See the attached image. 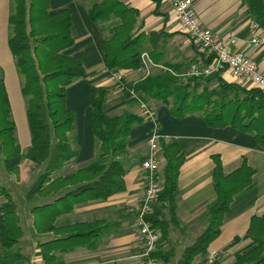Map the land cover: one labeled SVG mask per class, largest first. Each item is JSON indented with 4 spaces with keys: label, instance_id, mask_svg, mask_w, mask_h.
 Listing matches in <instances>:
<instances>
[{
    "label": "trees",
    "instance_id": "1",
    "mask_svg": "<svg viewBox=\"0 0 264 264\" xmlns=\"http://www.w3.org/2000/svg\"><path fill=\"white\" fill-rule=\"evenodd\" d=\"M8 48L15 59L18 74L23 78L20 93L25 99V115L30 132V146L22 153L11 119L10 102L3 75L0 72V152L5 170L19 179L20 165L27 160L45 165L27 192V198L49 199L31 209L33 228L38 235L53 234L37 244L43 264H62L56 253L76 248L94 249L104 234L101 221L56 226L59 217L73 212L78 205L105 200L124 190V168L117 160L125 154L131 128L145 118L124 112L109 116L104 111L110 89L100 87L89 102L92 114V134L99 145L94 161L73 174L53 177L56 171L72 162L77 151L69 142L74 128V115L66 107V88L75 80L87 77L82 63L65 54L73 44L70 10L49 12V0H11ZM88 19L107 32L101 43L104 66L111 73L141 68L140 55L146 52L154 62L163 59L161 41L164 31L142 32L138 26L139 13L121 0H82ZM255 23L264 28V0H244ZM158 14V11H154ZM115 22H112L114 21ZM106 30V31H105ZM201 67L209 66L214 57L198 53ZM174 71L176 66L163 63ZM179 80L160 72L127 84L142 100H154L168 106L172 116L181 119L198 114L206 126L213 129L231 127L252 134L264 149V91L246 90L226 82L220 71L213 78L185 77ZM216 83L209 89L208 83ZM170 99H173L170 103ZM165 164L162 168L163 191L158 198L166 203L167 217H148L163 240L169 228L177 225L175 199L179 168L183 163L181 146L161 144ZM110 158V160H108ZM213 187L215 200L210 205L209 222L205 231L188 246L177 264H192L197 256L219 236L224 214L229 205L251 181L253 169L244 161L234 172L225 175L218 156L213 157ZM0 264H30V258L18 248L23 236L16 205L0 184ZM249 245L237 252L231 264H264V216L254 218L246 233ZM173 250L156 253L162 263H168Z\"/></svg>",
    "mask_w": 264,
    "mask_h": 264
},
{
    "label": "crops",
    "instance_id": "2",
    "mask_svg": "<svg viewBox=\"0 0 264 264\" xmlns=\"http://www.w3.org/2000/svg\"><path fill=\"white\" fill-rule=\"evenodd\" d=\"M121 1L138 11V26L142 32L164 31L168 36L176 33L160 42L167 64L172 60L178 64L171 65L178 69L184 62L198 65L199 55H196V49L189 38L181 32L180 24L167 0ZM191 1L193 11L204 28L223 40L235 38L233 49L246 53L257 64L259 71L264 72V46L250 43L255 35L252 29L255 22L244 0ZM49 5L50 13L70 10L74 44L65 54L78 59L87 74L86 78L75 80L66 88V107L74 115V131L69 136H72L74 149L77 151L71 167H85L94 161L99 152L98 143L92 134V114L88 107L97 89H110L104 104V111L109 116L120 115L117 112L122 110V114L128 112L138 115L137 103L127 92L118 90L113 73L105 68L101 51L105 34L88 19L86 9L77 0H49ZM11 9V0H0V28L7 25L10 28L8 20ZM154 11H158V14ZM220 75L228 83L236 81L225 70ZM141 78L143 76L137 79ZM123 81L127 85L132 80L125 76ZM7 95L10 102L8 91ZM144 101L155 110V119H144L129 132L125 154L118 159L125 171L124 190L105 200L78 205L72 213L59 217L55 224L64 226L76 222L101 221L105 223L104 234L94 249L76 248L69 252L56 253L58 261L62 264H141L138 258L141 238L135 220L146 183L141 162L150 153L148 140L154 133L158 137V148L154 156L159 161L158 178L162 188L160 195L163 191L161 172L165 164L161 144L176 143L181 146L183 154L175 199L177 225L169 228V237L167 240L162 239L157 253L163 252L166 247L175 248L174 242L177 244L176 251H181L179 249L182 247L185 250L205 231L209 222L208 210L215 200L214 156L219 157L225 175L237 170L244 161L253 169L250 184L234 197L223 216L219 236L206 250V253L209 249L220 251V264H231L235 254L250 243L246 233L253 219L264 216V149L258 145L252 134L241 133L231 127L210 128L198 114H189L178 119L170 114L168 106L154 100ZM26 144L29 147L30 140ZM21 151L23 152L22 149ZM19 175L21 181V170ZM0 184L2 185L1 182ZM158 198L151 206L150 216L166 218V203ZM2 202L0 199V203ZM16 211L20 219L17 207ZM27 222L33 235L34 249L30 251L24 247L23 241L18 248L30 258V264H43L37 244L55 237L51 233L36 234L31 210ZM22 232L24 234L23 230ZM206 253L197 256L192 264H201Z\"/></svg>",
    "mask_w": 264,
    "mask_h": 264
},
{
    "label": "built area",
    "instance_id": "3",
    "mask_svg": "<svg viewBox=\"0 0 264 264\" xmlns=\"http://www.w3.org/2000/svg\"><path fill=\"white\" fill-rule=\"evenodd\" d=\"M171 5V11L177 18L181 29L190 40L201 50V52L214 57V62L206 67L193 65L185 77L213 78L222 68L233 79L246 81L251 86L264 91V72L259 71L257 64L244 52L233 49L236 43L235 38L223 40L218 38L209 29L204 28L197 19L191 0H167ZM255 35L251 39L252 45L264 46V28L254 23L252 26ZM145 56V54H144ZM118 90L127 92L136 103L138 115L148 119H155V110L143 101L140 96L122 82L120 72L113 74ZM150 153L141 162V169L145 175V189L141 199L140 207L136 216V226L141 238L140 252L138 258L141 264H160L155 257L162 244V238L158 230L153 228L148 220L151 214V206L161 193V183L158 178L159 161L154 156L158 148V137L152 133L148 140ZM220 251L209 249L201 264H220Z\"/></svg>",
    "mask_w": 264,
    "mask_h": 264
},
{
    "label": "rangeland",
    "instance_id": "4",
    "mask_svg": "<svg viewBox=\"0 0 264 264\" xmlns=\"http://www.w3.org/2000/svg\"><path fill=\"white\" fill-rule=\"evenodd\" d=\"M77 1L84 8L88 7V5H90L89 2H84L82 0H77ZM112 22H115V20ZM181 32L183 34H185L182 29H181ZM104 34L107 35V32H104ZM9 36H10V28L8 27V25L5 26V28H0V72L3 75V79H5V82H6L5 87L7 88V91L9 93V97L11 99V101H10L11 110H12L11 119L15 125L16 138H17V141H18L20 148L23 150L22 153H24L28 149V147H27L28 144H26V143L30 140V132H29L26 116H25V99L21 96V93H20L23 78L18 74L16 63H15L16 61L11 56V54L8 50L7 42H8ZM189 40H190V38H189ZM190 43L192 44L194 49H196V55L197 56H198V53H202L201 50L192 41ZM144 54H145V56H144ZM140 59H141V63H142L141 68L136 69V70H131V69L119 70L120 74L123 77V80H124L125 76H126V79L130 77V79L132 80L131 83L134 84L137 81H139L137 79L138 77H141V76L145 77L148 75H154L156 73H160L161 71L167 72L168 74L172 75L173 77H175L179 80H185L184 74H187L189 69L193 65H195L193 63L188 64L189 62H184L180 69H177L174 71L173 68H169L168 66H165V64H163V63L167 62L165 56H163V59L160 62H154L149 58V56L146 52H143L140 55ZM169 62H170V63H168L169 65L178 64V63L173 62L172 60H170ZM213 62H214V60L212 61V63ZM224 70H225L224 68L220 69L219 70L220 74ZM123 80H122V82L126 85V83ZM231 84L239 85L240 87H242L246 90L255 88L244 80L243 81L236 80L235 82H232ZM207 86H209V89H212V88H214V86H216V83L211 82V83H208ZM172 101H173V99H170V103H172ZM122 111H118L117 113L121 115ZM73 131L70 133V135L73 134ZM69 142H70V145L72 146V148H74L75 143L72 140V136H69ZM98 154H99V152H98ZM108 160H110V158H108ZM72 162L67 163L66 165L62 166L58 171L55 172L53 177L64 176L67 174H73L76 171H78L79 169L84 168V167L73 168V167H71ZM20 170H21V181H20V179L17 180V178L14 175L9 174L5 170L4 165H3V157H2L1 152H0V182L2 183L3 187L8 191V193L11 195V197H12V199H13L16 207H17V210L20 214V219H19L20 220V226L22 227V230L24 231V234H23L22 238L20 239L21 240L20 242L23 241L24 247H26L27 249L32 251V249H34V246H33L34 242L32 239L33 235L31 234V231L29 230V224L27 222V218H29L30 210L32 208H34V206H38L40 204L42 205L48 199L42 198V197H37V196L32 197V198H27V192H28L29 188L31 187V185L35 182L37 177L44 172L45 165L38 166V165H35V164H33L27 160H23L21 162V165H20ZM19 177H20V175H19ZM0 199H2V201H3V198H0ZM174 245H175V248H172V247L167 248L166 247L163 251V252H168L171 249L174 250V253L171 256L170 261L167 264H177L178 261L181 259V256L183 254V250H184L183 248L184 247H182L183 250L180 248L179 250H181V251H176V249H177L176 245L177 244L174 242ZM163 264H166V263H163Z\"/></svg>",
    "mask_w": 264,
    "mask_h": 264
},
{
    "label": "bare ground",
    "instance_id": "5",
    "mask_svg": "<svg viewBox=\"0 0 264 264\" xmlns=\"http://www.w3.org/2000/svg\"><path fill=\"white\" fill-rule=\"evenodd\" d=\"M257 24V23H256ZM144 101V100H143Z\"/></svg>",
    "mask_w": 264,
    "mask_h": 264
}]
</instances>
